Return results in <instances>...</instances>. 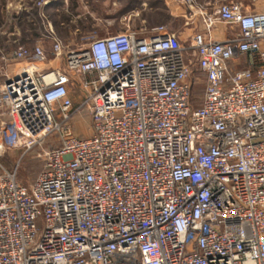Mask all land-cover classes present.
Returning a JSON list of instances; mask_svg holds the SVG:
<instances>
[{"label": "built area", "instance_id": "built-area-1", "mask_svg": "<svg viewBox=\"0 0 264 264\" xmlns=\"http://www.w3.org/2000/svg\"><path fill=\"white\" fill-rule=\"evenodd\" d=\"M181 2L187 25L236 35L186 46L128 15L114 36L54 37L64 68L0 48V150L44 161L29 186L0 171V264H264V12Z\"/></svg>", "mask_w": 264, "mask_h": 264}, {"label": "rangeland", "instance_id": "rangeland-1", "mask_svg": "<svg viewBox=\"0 0 264 264\" xmlns=\"http://www.w3.org/2000/svg\"><path fill=\"white\" fill-rule=\"evenodd\" d=\"M52 1L53 0L31 1L32 4L29 8L30 13L35 14L37 12L38 21L34 24L32 23V25H25L22 27V32L28 35L29 40L27 46H13L9 50L3 49L4 51L12 52L21 47L32 50L39 45L38 43L42 38L43 45L41 46L44 48L48 58L47 65L54 68H64V61L54 60V37L63 41L66 45L80 46L89 39L106 38L124 31L123 18L128 15L118 13V4L115 0H58V7L60 8L58 12L55 13V10L44 12L42 9L45 8L46 5L51 4ZM195 1L199 7H201L200 4L204 2V0ZM228 1L230 0H210L209 2L212 6L216 3L219 6ZM239 1L237 2L248 5L252 9H261V11L264 12V0ZM207 11L211 13L210 9H207ZM198 20L202 23L201 18H198L197 21L194 20L189 25L186 23V27L198 23ZM114 21L119 24H114ZM61 24H64L65 26L62 27ZM220 26L226 30L228 29L225 25L221 24ZM77 27H80L79 32L75 31V28ZM177 28L182 32V25ZM17 64L18 63H14L11 66L15 68ZM203 87V84L196 87L194 93L196 100L195 106H200ZM71 94L74 101V107L78 110L73 121V127L79 137L88 138L92 135V124L89 114L84 110H79L82 95L78 90H73ZM56 145H58V143L45 146L49 147ZM41 153L42 148H36L28 152L20 149L0 150V171H16L19 182L29 186L37 178L38 174L44 167V161L40 157Z\"/></svg>", "mask_w": 264, "mask_h": 264}, {"label": "crops", "instance_id": "crops-1", "mask_svg": "<svg viewBox=\"0 0 264 264\" xmlns=\"http://www.w3.org/2000/svg\"><path fill=\"white\" fill-rule=\"evenodd\" d=\"M32 0H0V47L9 50L13 46H27L28 35L22 32V27L32 25L38 20L37 12L30 13ZM118 4V13L132 16V26L139 32H151L159 26H167L169 31L178 35L180 41L188 46L191 38L195 34H202L207 38L223 41L232 38L236 35V29H224L222 26H217L210 34L198 20V23L186 27V15L188 7L181 0H115ZM210 0H204L201 7L210 9L211 12L218 7L216 3L212 6ZM239 1V0H237ZM241 2V1H239ZM58 0H53L51 4L46 5L44 12L60 10ZM248 12H259L261 9H252L250 6L242 4ZM206 9V10H207ZM37 10V9H36ZM81 14V13H79ZM114 24H119L114 21ZM182 25V32L178 30V26ZM64 27V24H61ZM227 27V26H226ZM77 32L80 27L75 28ZM230 32H229V31ZM43 39L39 41V45H43ZM37 44V45H38ZM18 67V66H17ZM10 72L15 71L14 67L10 66Z\"/></svg>", "mask_w": 264, "mask_h": 264}]
</instances>
